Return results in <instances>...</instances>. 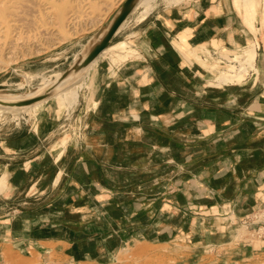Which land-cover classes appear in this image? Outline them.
<instances>
[{
    "label": "crops",
    "instance_id": "obj_1",
    "mask_svg": "<svg viewBox=\"0 0 264 264\" xmlns=\"http://www.w3.org/2000/svg\"><path fill=\"white\" fill-rule=\"evenodd\" d=\"M235 2L167 8L152 1L143 18L144 6L137 8L84 72L78 124L65 143L46 153L42 129L0 137V245L43 242L54 227L84 236L88 246L95 242L89 224L59 221L69 205H106L121 223L137 222L148 209L134 205L164 202L158 194L175 173L179 199L193 185L217 210L247 213L264 204V8L249 25ZM251 43L257 83L206 85L194 55ZM118 233L96 236L106 247Z\"/></svg>",
    "mask_w": 264,
    "mask_h": 264
},
{
    "label": "rangeland",
    "instance_id": "obj_2",
    "mask_svg": "<svg viewBox=\"0 0 264 264\" xmlns=\"http://www.w3.org/2000/svg\"><path fill=\"white\" fill-rule=\"evenodd\" d=\"M192 1L153 0L154 5L167 8L178 4L189 5ZM230 1H236L235 10L243 14V21L249 25L252 24L257 8H264V0ZM66 2L72 4L73 0ZM122 2L88 0V3L79 4L80 8L77 6L78 20L72 25L58 30L50 24L49 19H43L32 27L36 29L35 32L31 27H24L22 32H18L21 35L16 36L18 40L13 37V46L16 47L10 50L11 54H7L8 50L0 54V92L8 96L26 97L35 91L47 89L48 84L56 85L55 89L67 91L38 107L16 111L0 108V137L17 131L37 132L42 129L49 135L45 142L46 153L50 152V148L53 149L52 145L56 141L61 139L63 143L66 142L75 124H78H74V118L84 82L76 92L72 86L82 82L84 72L69 75L62 81L60 75L80 56H86L96 33L125 1ZM141 8L145 12L144 7ZM48 28L50 31L54 29L50 32ZM31 33L38 36L34 37ZM247 49L254 53L252 67L241 77L221 79L229 66L239 67L241 57L249 51ZM255 54L256 46L251 43L233 51L219 49L203 52L202 58L194 55V61L209 87L223 88L227 85L237 89L245 84L247 87L257 83L259 69ZM49 165L50 162L47 163ZM173 175L170 187L166 190L164 188L165 194H158L161 199H165L164 202L134 205L137 209L144 206L148 209V214L137 222H133L129 216V222L121 223L118 210L109 209L106 205H90L83 209L69 205L64 219L60 218L59 221L76 228L89 224L86 232L90 233L91 240L95 242L87 246L84 236H71L63 228L53 227L48 230L50 232H42L43 242L22 245L9 242L0 245V264H264V230L258 231V227L245 224L260 207L247 213L241 209L236 212L232 207L219 210L210 208L203 202L208 199L205 193L193 190V185L182 189L179 199L175 194L176 184L180 180L177 173ZM241 204L238 203V206ZM113 230L120 232V235H113V239L111 236L106 238L105 242L111 247H104V239L96 235L101 231ZM87 248L91 251L87 252Z\"/></svg>",
    "mask_w": 264,
    "mask_h": 264
},
{
    "label": "bare ground",
    "instance_id": "obj_3",
    "mask_svg": "<svg viewBox=\"0 0 264 264\" xmlns=\"http://www.w3.org/2000/svg\"><path fill=\"white\" fill-rule=\"evenodd\" d=\"M124 1H126V0H123V2ZM152 1L153 0H139L133 11H135L137 8H139L141 6H144L146 8V10H145V12H143L144 16H142V18L145 17L150 11V8H147V7L148 6L150 7V4L152 3ZM81 3L82 4L88 3V0H73L72 4H70V2L69 3L66 2V0H0V54L3 51L7 52V50L9 52L7 54H11L10 50H12V48L16 47L15 45L13 46V44H14L13 42H15V38L17 39L19 37V35H21L22 28H23V30H24V27H28V29H30V27L32 28L35 24H37V22H39V21L41 22V20H43V19H47V20L49 19L50 24H52L55 27H57L58 30L60 28L66 27L67 25H70V24L72 25V23H74L76 20H78L77 19L78 17L76 15V11L80 8L79 4H81ZM77 6H79V8L76 10ZM77 14H78V12H77ZM123 23H122V25H123ZM43 24H44V22H43ZM43 24H42V26H43ZM38 26H39V24H38ZM46 27H45V29H46ZM53 29H51V31ZM20 30H21V32H20V34H18V32ZM31 30L29 31V33L31 32ZM48 30H49V28H48ZM35 31H36V29L34 30V32ZM34 32H32V33H34ZM32 33H31V35H33ZM37 33H39V32H37ZM17 34H18V37H16ZM48 34H46V36ZM31 35H30V37H31ZM43 35H45V34H43ZM13 37H15V38H13ZM38 38H41V37H38ZM32 39H34V38H32ZM60 40H62V39H60ZM109 47H110V45L103 52H101L99 55H101L102 53L106 52ZM247 50H249V49H247ZM3 54H4V52H3ZM246 54H247V57L245 56ZM246 54H244L241 57L239 65L236 64V65L239 66L238 68H235V66H233V65H231V66L228 65L229 68L227 69V72L224 73V75L226 77L223 78V76H224L223 75L221 79L225 80V79H229L231 77H233V78L241 77L243 75V73L245 71H247V69L251 68L252 67V59H253L254 53L251 50H249ZM98 57H100V56H98ZM81 84H82V82H79V83L73 85L72 86V90H74L76 92V89L77 88L79 89ZM50 87H52V86H50V84H48L47 85V89H49ZM47 89L44 88V89L35 91L33 93H30L26 97H23V96H8L7 94H4V93L0 92V100L1 101L15 102V101H18L20 99H28V98H32V97H36V96L40 95L41 93H43ZM65 91H67V90H65V89H60V90L59 89H55L53 94H52V97H59L63 93H65ZM45 101H47V100L36 102V103L31 104V105L18 106V107L0 105V108L1 109H9V110L16 111L18 109H26V108H29V107H38L41 104H43ZM69 102H71V101L69 100Z\"/></svg>",
    "mask_w": 264,
    "mask_h": 264
},
{
    "label": "water",
    "instance_id": "obj_4",
    "mask_svg": "<svg viewBox=\"0 0 264 264\" xmlns=\"http://www.w3.org/2000/svg\"><path fill=\"white\" fill-rule=\"evenodd\" d=\"M139 0H126L122 6L116 11L111 19L100 29L94 36V40L90 47L87 49L86 56L82 58L80 56L72 66L61 73V81L67 78L69 75H76L79 72H85L86 68L103 52L111 43L114 35L116 34L122 23L128 18L131 12L134 10ZM55 86L50 87L43 93L36 97L28 99H20L15 102L1 101L0 105L3 106H26L43 100H48L52 97L55 90Z\"/></svg>",
    "mask_w": 264,
    "mask_h": 264
},
{
    "label": "built area",
    "instance_id": "obj_5",
    "mask_svg": "<svg viewBox=\"0 0 264 264\" xmlns=\"http://www.w3.org/2000/svg\"><path fill=\"white\" fill-rule=\"evenodd\" d=\"M245 224L248 227H258V231L264 230V204L251 214L250 218L245 221Z\"/></svg>",
    "mask_w": 264,
    "mask_h": 264
}]
</instances>
